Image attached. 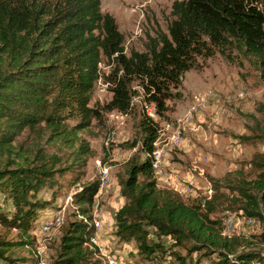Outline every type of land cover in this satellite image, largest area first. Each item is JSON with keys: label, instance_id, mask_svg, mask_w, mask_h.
<instances>
[{"label": "trees", "instance_id": "1", "mask_svg": "<svg viewBox=\"0 0 264 264\" xmlns=\"http://www.w3.org/2000/svg\"><path fill=\"white\" fill-rule=\"evenodd\" d=\"M171 14L167 31L148 34L143 50L131 47L127 53L124 33L101 10V0H0V193L11 203L0 209L1 224L23 232L31 227L37 208L46 203L37 197L39 188L86 163L91 149L79 131L108 111L128 113L133 81L154 113L166 119L168 100L181 96L178 86L198 56L218 50L235 61L238 54H252L260 58L264 76V0H173ZM103 58L111 97L90 104ZM24 127L38 132L31 145L14 142ZM138 127L139 137L121 142L137 147L118 179L124 202L114 214V234L134 238L149 255L164 249L160 240H150L153 227L157 236L171 237L172 245L210 256L193 264H263L258 244L241 233H223V218L212 213L229 209L264 220V149L251 154L253 176L237 171L224 179L209 177V196L184 199L176 189L157 185L153 153L159 121L143 110ZM44 133V142L56 151L46 150ZM258 135L264 140V130ZM99 185L94 178L74 192L82 217L68 222L50 264L98 263L89 239L96 231L90 210ZM260 238L263 243L264 232ZM11 244L0 233V257L8 264L15 261L5 254Z\"/></svg>", "mask_w": 264, "mask_h": 264}, {"label": "rangeland", "instance_id": "2", "mask_svg": "<svg viewBox=\"0 0 264 264\" xmlns=\"http://www.w3.org/2000/svg\"><path fill=\"white\" fill-rule=\"evenodd\" d=\"M173 0H101V10L110 12L125 36V50L131 47L145 48L147 35L160 29L167 31L172 18ZM107 59L99 64L101 77L94 85L90 104L106 102L111 97L103 73L108 71ZM260 58L252 54H238L235 61L228 60L218 50L210 56H198L197 65L184 72L178 86L180 97L168 100L166 119L154 113L152 103L142 98V89L137 81L132 82V109L128 113L111 110L102 121L95 119L79 131L88 141L90 153L86 163L78 169L57 175L53 186L43 185L37 197L46 200L37 208L36 218L26 231L12 225L0 223V233L11 241L5 254L15 258L13 264H50L56 257L62 231L68 222L82 217L73 194L84 184L102 177L107 180L94 195L90 213L95 234L89 244L95 251L93 258L97 264H185L208 262L210 256L198 251L188 252L181 245H172V238L157 236L149 227L150 240H160L163 248L147 255L138 250L136 240H123L114 234L115 211L124 202L118 179L125 175V161L136 147L124 146L122 141L139 137L138 121L144 111L159 121V135L155 141V153L163 176L157 177L159 187H179L178 193L184 199H203L211 194L209 177L227 178L235 172L251 177L254 169L249 159L255 150L264 149V140L259 133L264 130V76ZM203 94L206 101L197 109H191L194 94ZM187 114L188 123L177 118ZM73 123L74 120L70 119ZM178 126V136L174 137ZM251 139H248L247 136ZM253 135V137H252ZM36 129L24 127L14 142L33 144L38 137ZM46 133L41 134V142L48 152L56 151V145L44 142ZM62 152L61 150H58ZM2 161H0V166ZM172 177V184L165 178ZM225 189V188H223ZM0 193V209L11 207ZM221 216L227 233H241L256 242L264 254V242L260 238L264 232V220L247 217L234 210L223 209L212 213ZM86 220V217H84ZM46 224V228L43 225ZM259 242V243H258ZM176 250L177 254L172 253ZM264 262V261H263ZM0 257V264H8ZM262 264V263H261ZM264 264V263H263Z\"/></svg>", "mask_w": 264, "mask_h": 264}, {"label": "built area", "instance_id": "3", "mask_svg": "<svg viewBox=\"0 0 264 264\" xmlns=\"http://www.w3.org/2000/svg\"><path fill=\"white\" fill-rule=\"evenodd\" d=\"M206 101V97L205 95L203 94H200V93H197V94H194V98L192 100V105L189 110V113L191 114L192 110L193 109H197L199 106L203 105ZM192 109V110H191ZM188 116V115H187ZM189 117V116H188ZM182 126H178L177 130L175 133H173V136L174 137H177L178 136V131L181 129ZM153 167H154V171H155V174H156V177H159V176H163V172L161 167H160V164H159V157L158 155L155 153V150H154V153H153ZM167 177V176H165ZM107 180L105 179V177H102L101 178V181H100V186L103 185L104 183H106ZM165 182L167 184H172L171 182V179L169 177L165 178ZM174 189H176L177 191H181L179 187H175L174 186ZM254 219L252 217H247V222H252ZM46 224L43 225L44 228H46L47 226H45ZM223 233H227L225 230L223 231ZM249 264H255L254 262H251Z\"/></svg>", "mask_w": 264, "mask_h": 264}, {"label": "crops", "instance_id": "4", "mask_svg": "<svg viewBox=\"0 0 264 264\" xmlns=\"http://www.w3.org/2000/svg\"><path fill=\"white\" fill-rule=\"evenodd\" d=\"M190 110V109H189ZM189 112V111H188ZM179 121H182L183 123H188V116H187V114H184L183 116H181V117H178L177 118ZM170 179H172V177L170 176L169 177Z\"/></svg>", "mask_w": 264, "mask_h": 264}, {"label": "clouds", "instance_id": "5", "mask_svg": "<svg viewBox=\"0 0 264 264\" xmlns=\"http://www.w3.org/2000/svg\"><path fill=\"white\" fill-rule=\"evenodd\" d=\"M99 64H100V63H99ZM100 77H101V73H100ZM100 77H99V78H100ZM99 78H98V79H99ZM96 82H97V81H96Z\"/></svg>", "mask_w": 264, "mask_h": 264}]
</instances>
